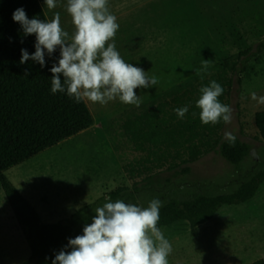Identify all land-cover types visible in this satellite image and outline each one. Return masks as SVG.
Returning <instances> with one entry per match:
<instances>
[{"label": "rangeland", "instance_id": "obj_1", "mask_svg": "<svg viewBox=\"0 0 264 264\" xmlns=\"http://www.w3.org/2000/svg\"><path fill=\"white\" fill-rule=\"evenodd\" d=\"M38 1L48 21L59 12L61 26L69 34L74 31L67 0H57L50 14L43 7L44 0ZM108 7L119 24L114 42L120 56L158 80L156 85L134 90L141 100L139 107L161 99L171 102L175 94L182 99L191 94L194 106L199 89L213 80L223 82L230 75L229 63L253 46L240 82L234 78L230 88L232 122L224 123L221 130L223 137L231 131L248 143L249 154L237 171L216 151L209 152L190 164L189 178L224 182L252 169H264V142L254 124V113L264 109V104L251 99L253 92L264 96V48L256 51L264 39V0H108ZM205 59L210 66L201 79L195 69ZM85 103L92 126L4 171L43 222H63L93 202L101 206L103 194L126 185L122 165L147 169L164 159L130 128L129 120L139 107L118 99L105 105ZM166 158L162 169L172 163ZM159 228L172 245L169 264H250L264 256V181L251 199L223 205L196 228V235L185 220ZM3 231L0 264H24L30 254L26 230L0 187V240Z\"/></svg>", "mask_w": 264, "mask_h": 264}, {"label": "trees", "instance_id": "obj_2", "mask_svg": "<svg viewBox=\"0 0 264 264\" xmlns=\"http://www.w3.org/2000/svg\"><path fill=\"white\" fill-rule=\"evenodd\" d=\"M18 8H23L29 19L48 21L38 0H0V187L26 230L30 254L24 264H52L60 250L71 251L65 247L68 240L83 234L84 226L96 215L93 210L97 202L80 207L63 222H43L36 208L4 171L87 129L93 124V118L85 101L77 103L66 92H51L50 69L53 63H58L59 48L51 56L45 50L44 67L31 59L19 63L21 49L29 54L35 52L36 37L34 34L25 36L21 25L13 20V12ZM252 47L240 51L229 63L230 75L224 76L223 82L215 80L224 89L218 97L221 103L229 105L233 80L240 82ZM256 48V51L264 48V39ZM190 95L182 99L175 94L171 102L161 99L134 111V120L145 136L170 157L172 163L131 185H119L106 192L99 199L102 205L109 200H122L147 207L152 199H159L162 206L158 227L185 220L196 235V228L210 220L223 205L243 203L255 195L264 181V169H252L239 179L224 182L189 178L190 164L209 152L216 151L238 171L250 149L249 144L238 137L234 147L223 139L222 120L215 125L203 124L199 113L194 112L198 108L192 106ZM197 95L199 98L200 91ZM186 105L189 110L181 119L174 109ZM254 124L264 142V109L254 113ZM259 163L261 160L249 168ZM250 264H264V256Z\"/></svg>", "mask_w": 264, "mask_h": 264}, {"label": "clouds", "instance_id": "obj_3", "mask_svg": "<svg viewBox=\"0 0 264 264\" xmlns=\"http://www.w3.org/2000/svg\"><path fill=\"white\" fill-rule=\"evenodd\" d=\"M49 10L57 7V0H44ZM66 11L74 31L69 34L60 23L56 12L50 21L29 19L23 8L13 12V20L21 25L25 36L35 35V52L21 49L19 63L29 59L45 66V50L51 56L60 50L58 63L50 69L51 92H66L77 103L89 101L105 105L118 99L121 103L139 107L141 100L134 91L156 85L155 75L149 78L142 68L126 63L116 49L114 37L119 24L109 11L108 0H67ZM209 60L202 62L195 73L201 76L209 68ZM28 75V70H25ZM63 80V83H62ZM195 106L200 110L203 124L232 122L233 109L219 101L224 92L215 80L202 86ZM251 99L264 104V96L251 93ZM188 106L174 109L184 118ZM195 115V113H194ZM223 139L235 146L237 137L225 131ZM162 201L152 199L147 207L125 203L122 200L104 203L94 211L92 222L83 228V234L70 238L66 248L52 259V264H169L172 245L165 238L159 222Z\"/></svg>", "mask_w": 264, "mask_h": 264}, {"label": "crops", "instance_id": "obj_4", "mask_svg": "<svg viewBox=\"0 0 264 264\" xmlns=\"http://www.w3.org/2000/svg\"><path fill=\"white\" fill-rule=\"evenodd\" d=\"M45 11L50 14V10L47 8L46 4L43 5ZM50 20L52 19V16H49ZM130 121V128L133 132H135L137 134V137L139 138V140H141V142L145 145H147L148 147H151L152 149H155L160 155H162L164 157V159L162 160L161 164H155L153 165L152 167H148L147 169H139V168H132V169H128L127 166H121V171L122 173H125V179H126V185H131L132 183H134L135 181L137 180H140L142 177L148 175V174H151L153 172H156L158 170H161L162 168H160L161 165H164L165 161L167 160V155L165 153H163L161 151V149L156 146L154 143H152L144 134V132L142 131V129L139 127V125L135 122L133 116H131V119L129 120ZM120 122V120H119ZM94 123V121H93ZM121 126L124 125V123H121ZM93 125V124H92ZM91 125V126H92ZM106 127V126H104ZM89 128V127H88ZM169 159H171L170 157H168ZM120 166V165H119ZM157 168L155 171L151 172V168ZM130 171H135L136 174H138L136 177L129 174ZM15 231V230H14ZM5 232L3 231L2 232V237H1V240H0V244H4L5 243Z\"/></svg>", "mask_w": 264, "mask_h": 264}]
</instances>
